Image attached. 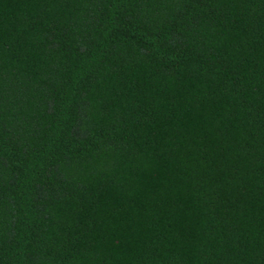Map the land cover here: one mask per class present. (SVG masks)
<instances>
[{"label": "trees", "instance_id": "16d2710c", "mask_svg": "<svg viewBox=\"0 0 264 264\" xmlns=\"http://www.w3.org/2000/svg\"><path fill=\"white\" fill-rule=\"evenodd\" d=\"M0 264H264V0H0Z\"/></svg>", "mask_w": 264, "mask_h": 264}]
</instances>
